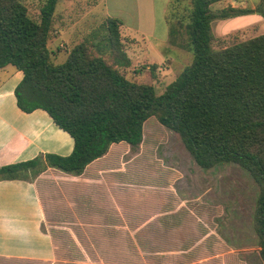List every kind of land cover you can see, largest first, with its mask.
<instances>
[{
    "label": "trees",
    "instance_id": "1",
    "mask_svg": "<svg viewBox=\"0 0 264 264\" xmlns=\"http://www.w3.org/2000/svg\"><path fill=\"white\" fill-rule=\"evenodd\" d=\"M215 1L191 0L186 43L167 20L169 43L189 49L192 59L157 94L152 84L129 79L119 69L130 65L120 19L105 18L110 60L98 53L97 43L84 39L56 63L48 42L58 0H42L39 20L30 17L26 1L0 0V68L22 71L13 91L17 106L45 110L73 139L68 155L40 153L0 165V180L27 179L47 166L80 174L111 144L140 143L145 121L154 116L179 134L201 168L236 163L257 182L253 221L264 264V32L214 49L211 21L247 10L229 6L213 13Z\"/></svg>",
    "mask_w": 264,
    "mask_h": 264
},
{
    "label": "rangeland",
    "instance_id": "2",
    "mask_svg": "<svg viewBox=\"0 0 264 264\" xmlns=\"http://www.w3.org/2000/svg\"><path fill=\"white\" fill-rule=\"evenodd\" d=\"M24 1L30 17L39 20L42 0ZM242 1L247 10L229 12L228 16H218L211 21L214 49L264 32V5L259 11L263 0ZM96 2L99 4L95 5ZM171 2L71 0L64 5L58 2L48 43L53 50L51 59L56 63L63 62L73 45L87 39L90 43H97L98 53L110 60L104 39L108 33L105 18L102 19V14H107L121 20L120 36L130 58V65L119 67L120 71L129 79L152 84L155 92L160 94L192 59L189 49L169 43L167 24V20L175 23L186 43L185 26L189 21L191 0ZM229 5L225 0L215 1L210 9L219 13ZM88 10H94L95 15L83 16ZM68 26L71 32L59 33L60 29L65 30ZM92 33L96 34L92 36ZM153 64L155 66L151 68ZM60 137L62 144L69 143L67 136L60 134ZM98 160L93 165L99 166L93 171L88 170V166L80 174L60 169H57L60 173H49L61 180L63 193L60 199L43 197L46 211L43 227L57 237L58 245L63 249L67 242L63 224L69 225L71 218H75L85 221L79 225L83 237L88 242H95L97 252H102L109 262L140 264L143 263V254L155 259L162 254L161 248L166 243L179 247L185 241L184 245L194 243L188 247L189 254L207 255L210 251L217 255L220 249L216 246L226 244L242 251L251 263H260L253 221L259 186L243 167L236 163H222L201 168L185 148L179 134L162 125L154 116L145 121L140 143L134 146L126 142L114 143L103 159V169H99L101 164ZM27 178H33V175L29 173ZM83 179L99 181L83 182ZM74 195L80 199L78 202ZM61 199L68 200L64 201L66 205ZM67 206L70 215L66 211ZM75 206H113L132 210L123 218L130 225L141 227L139 245L135 244V248L126 242V248L124 238L110 228L112 225L101 222L95 214L74 216ZM155 209L170 211L164 216L167 231L159 226L156 215H150ZM118 218L119 215L104 217L106 220ZM93 253L96 254L95 251Z\"/></svg>",
    "mask_w": 264,
    "mask_h": 264
},
{
    "label": "crops",
    "instance_id": "3",
    "mask_svg": "<svg viewBox=\"0 0 264 264\" xmlns=\"http://www.w3.org/2000/svg\"><path fill=\"white\" fill-rule=\"evenodd\" d=\"M70 1L58 0L61 5L69 4ZM225 1L234 8L243 9L245 7V2L242 0H233L236 3H233L232 0ZM261 3L259 8L264 5V0ZM94 4L98 5L99 3ZM56 10L55 8V12ZM90 15H95L94 10H88L83 14L86 17ZM102 15V19L109 16ZM73 23L75 24V22ZM70 30L72 31L68 26L65 30L60 29L59 33H66ZM79 36H76L75 39H78ZM21 78L22 71L13 65L0 68V165L31 159L40 153L68 155L73 148L72 137L57 126L45 110L37 108L31 112H24L17 106L13 91ZM60 134L67 136L69 143L62 144ZM113 144L105 155L101 156L102 158L94 159L86 165L85 169L88 166V170L91 171L98 168L99 165H93V163L100 158L101 160H98V163L101 164L99 169H103V159L110 152ZM54 172L60 173L57 168L47 166L33 178L0 180V264H130L118 261L109 262L102 252H97V244L88 242L82 235L79 226L85 222L82 219L71 218L69 225L63 224L64 237L67 239L64 249L58 245L57 237L43 227L46 215L43 197L62 198L60 197L63 193L61 180L49 175V173L53 175ZM91 173L89 177L92 178L93 174ZM89 180L99 181V179H83V182H89ZM74 197L78 202L77 195ZM61 200L63 203L68 201L67 199ZM64 204L66 205V203ZM66 211L70 215L69 206ZM130 211L132 210H128V208L113 206L73 207V212H76L74 216L89 217L88 215L95 214L101 222H108L109 225H112L110 228H114L113 230L124 238L126 248H128L127 243L132 244L133 247L135 244L139 245V235L141 234V227L132 226L127 219L123 218L128 216ZM168 212L170 211L155 209V212L150 214L157 216L156 220L159 226L165 229L164 231H167L166 228H168L164 218ZM114 215H119L120 218L104 219V217H113ZM184 244L185 241L177 247L174 244L166 243L161 248V255L154 259L143 254L141 256L143 263L140 264H253L245 254L243 255L242 251L232 249L230 245H214L213 249L215 246L220 249L217 255L211 254L210 251L207 252V255H193L189 254L188 247L194 246V243ZM215 251L217 252V250ZM259 262L262 264L261 259Z\"/></svg>",
    "mask_w": 264,
    "mask_h": 264
}]
</instances>
